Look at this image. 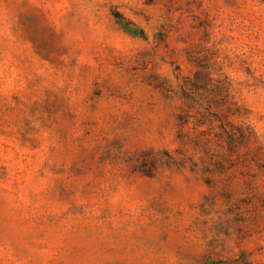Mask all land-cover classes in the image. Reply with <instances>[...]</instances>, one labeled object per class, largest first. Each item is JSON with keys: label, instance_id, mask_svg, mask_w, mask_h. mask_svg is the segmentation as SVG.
Here are the masks:
<instances>
[{"label": "rangeland", "instance_id": "obj_1", "mask_svg": "<svg viewBox=\"0 0 264 264\" xmlns=\"http://www.w3.org/2000/svg\"><path fill=\"white\" fill-rule=\"evenodd\" d=\"M0 264H264V0H0Z\"/></svg>", "mask_w": 264, "mask_h": 264}, {"label": "trees", "instance_id": "obj_2", "mask_svg": "<svg viewBox=\"0 0 264 264\" xmlns=\"http://www.w3.org/2000/svg\"><path fill=\"white\" fill-rule=\"evenodd\" d=\"M168 159H170V157ZM167 161L169 162V160H167Z\"/></svg>", "mask_w": 264, "mask_h": 264}]
</instances>
